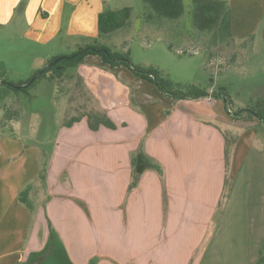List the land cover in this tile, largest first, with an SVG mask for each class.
I'll return each instance as SVG.
<instances>
[{"label": "crops", "instance_id": "1", "mask_svg": "<svg viewBox=\"0 0 264 264\" xmlns=\"http://www.w3.org/2000/svg\"><path fill=\"white\" fill-rule=\"evenodd\" d=\"M218 1L227 3L229 36L264 53V0ZM109 6L110 0H0V17L8 22L18 12L40 35L32 39L45 44L62 32L99 36V16L114 11ZM101 67L109 68L88 57L79 70L116 129L92 130L86 119L62 125L45 166L41 150L0 132V264L43 259L53 233L71 264H264L260 244L251 241L256 180L245 159L253 147L237 141L227 156V137L258 120L221 124L222 116L196 110L198 100L130 92L102 77ZM43 173V203L31 202L32 194L21 202Z\"/></svg>", "mask_w": 264, "mask_h": 264}, {"label": "rangeland", "instance_id": "2", "mask_svg": "<svg viewBox=\"0 0 264 264\" xmlns=\"http://www.w3.org/2000/svg\"><path fill=\"white\" fill-rule=\"evenodd\" d=\"M194 6L193 1L185 0L183 15L170 19L154 14L143 0H110L109 8L114 11L132 9L129 27L102 38L95 35L71 37L62 32L58 38L45 44L32 39L40 35L31 32L30 23L23 20L18 12L8 22H5L6 17H0V132L25 146L41 150L43 166L45 163L47 165L61 126L83 119L88 124L89 120L98 122V119L106 116L102 112V105L82 76L79 70L81 65L60 76L55 75L52 81L41 78L26 90L15 91L8 86L20 87L28 83L54 57L71 55L80 47L102 44L119 53H130L133 64L157 69L163 77L168 78L172 82L170 88L176 95L188 97V101L198 100L194 104L197 111L222 116L216 117L221 124L223 119L245 123L258 120L255 121L259 123L257 126H247L240 136L231 135L228 138L233 145L239 141L246 150L248 146L253 147L248 151L247 159L244 158L249 167V177L256 180L253 192L257 199V222L254 230L251 229V241L260 244V259L264 261V123L256 118L248 121L234 119L227 113L223 100L218 106H211L198 103L199 99H190L199 92L209 94L202 99H218L212 94L224 91L233 113L254 107L257 103L264 105V53L251 48L248 43L232 39L225 21L207 30L199 29L194 18ZM90 57H96L102 63L99 57ZM87 63L92 67L96 65L93 59ZM100 69L98 73L102 77H114L130 92L136 90L144 96L160 97L164 101L170 99L126 68ZM187 106H183V109H187ZM247 116L246 113L241 114V118ZM231 186L232 182L229 189ZM44 190L40 181L30 191L27 190L23 195L24 200H31L38 206L40 202L43 203ZM30 194L32 198L29 200ZM241 195L242 198L245 195L243 189ZM44 249L41 255L43 259L32 258L29 264H71L65 248L60 240L55 239L54 233Z\"/></svg>", "mask_w": 264, "mask_h": 264}, {"label": "trees", "instance_id": "3", "mask_svg": "<svg viewBox=\"0 0 264 264\" xmlns=\"http://www.w3.org/2000/svg\"><path fill=\"white\" fill-rule=\"evenodd\" d=\"M143 2L154 12V14L164 18L177 19L181 17L184 13V0H143ZM193 2L195 4L194 18L199 29L207 30L219 24L220 21H225V26L229 33L230 18L226 2L218 0H193ZM131 17V8H124L119 11H106L101 13L98 22L99 38L106 37L121 29L129 27ZM90 56L99 57L104 65H107L113 69L126 68L130 70L135 77L154 85L164 96L170 99H173L175 101L188 99V97L176 95V92L170 88L172 86V82L168 78L163 77L159 70L135 65L131 61L130 53H119L113 51L108 46L102 44L80 47L76 52L71 55L54 57L50 61V63H52L56 59H60V61L48 72L38 77L33 84H35L39 79L45 77L48 80L52 81L55 78V75L60 76L67 70L77 69L80 65L85 62L86 58ZM41 71L42 70L37 71L35 75H37ZM28 83L21 84V89H16L14 86L10 85L8 87L15 91L26 90L29 86H24ZM208 95V93L199 92L197 94H194V96H192L190 99H201L207 97ZM212 97L223 100L225 102L227 113L234 119H243L245 121H248L253 120V118H256L264 123L263 104L257 103L254 107L250 106L246 109L239 110L237 113H233L229 108L230 102L224 91H221L219 94H212ZM242 113L248 114V118H241ZM75 122L78 121H71L67 124V126L71 127ZM89 126L92 130H98L100 126H105L110 129H116V125L106 116L98 119V122L96 123H92V121L90 122L89 120ZM232 149L233 142L227 137L228 159H230ZM133 164L136 165V162L134 161ZM41 181L44 188H46V176L44 173L41 174ZM228 189L229 187L227 186V192L225 194V197L229 192ZM26 192L21 195V202L23 203H27L23 197V195L25 196Z\"/></svg>", "mask_w": 264, "mask_h": 264}, {"label": "water", "instance_id": "4", "mask_svg": "<svg viewBox=\"0 0 264 264\" xmlns=\"http://www.w3.org/2000/svg\"><path fill=\"white\" fill-rule=\"evenodd\" d=\"M59 61H60V59H56L55 61H53L52 63H50L45 69H43L40 73H38L37 75H35V76L32 78V80H31L27 85H25L24 87L32 85V84L37 80L38 77H40L42 74L48 72V71H49L51 68H53V67H54ZM10 86H12V85H10ZM14 87H15V86H14ZM15 88H16V89H21L22 87L20 86V87H15Z\"/></svg>", "mask_w": 264, "mask_h": 264}]
</instances>
